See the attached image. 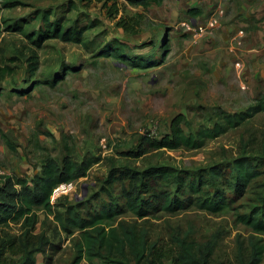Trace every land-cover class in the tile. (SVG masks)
Returning a JSON list of instances; mask_svg holds the SVG:
<instances>
[{
	"label": "rangeland",
	"instance_id": "obj_1",
	"mask_svg": "<svg viewBox=\"0 0 264 264\" xmlns=\"http://www.w3.org/2000/svg\"><path fill=\"white\" fill-rule=\"evenodd\" d=\"M245 1L165 0L143 8L126 0H0V186L8 178L32 177L48 156L59 162L67 154L78 161L96 157L87 176L56 201L59 210L79 202L84 211H95L111 198L122 204L120 184L106 183L111 171L168 165L196 174L218 166L227 178L229 164L245 155L260 175L239 194L218 184L234 197V209L213 214L193 207L160 219L126 212L115 225L124 221L144 230L166 254L163 264H171L178 249L171 236L185 235L196 244L214 241L208 264H249L251 242L264 246V235L238 214L264 194V114L197 149L155 151L136 161L120 155L145 134L170 133L180 117L185 132H195L212 126L221 112L245 111L264 96V8L249 12ZM113 3L116 17L108 13ZM45 15L53 25L60 20L64 30H82L80 39L47 37ZM120 17L129 32L116 24ZM198 26L205 27L201 35ZM41 34L39 43L31 42ZM111 47L119 57L103 53ZM140 58L148 67L133 63ZM37 214L35 227L20 222L0 228L2 257L17 263L22 254H11L10 244L33 250L43 236L58 248L36 252L35 264H70L78 233L67 234L52 215Z\"/></svg>",
	"mask_w": 264,
	"mask_h": 264
},
{
	"label": "trees",
	"instance_id": "obj_2",
	"mask_svg": "<svg viewBox=\"0 0 264 264\" xmlns=\"http://www.w3.org/2000/svg\"><path fill=\"white\" fill-rule=\"evenodd\" d=\"M126 1L131 6L148 8L152 4L161 5L165 0ZM104 5L106 6V2ZM111 7L113 12L108 13L116 17L118 13L116 4L113 3ZM43 17L48 24L45 30L47 37L69 41L80 39L82 30L75 32L64 30L60 20L53 25L49 22L48 16ZM116 24L127 32L130 31L122 17ZM42 37L41 34L36 39L32 38L31 42L39 43L44 38ZM104 51L106 55L120 56L117 47ZM133 63L138 67H148L149 62L140 58ZM260 113L264 114V96L257 99L256 103L245 111L221 112L212 126H200L195 132H185L181 125L187 122L180 117L171 126L170 133L159 138L145 134L140 138L135 149L121 152L120 155L136 161L155 151L197 149L208 140L243 125ZM6 143L12 147L8 140ZM98 161L96 157H87L78 161L67 154L62 162H59L48 156L44 159L40 171L32 177L6 179L0 186V228L20 222L25 226L35 227L39 222L37 212L40 210L46 216L52 215L65 233H78V240L74 244L76 255L70 264H80L82 260L89 264H95V260L104 264H131L128 256L134 259V264H163L166 254L157 248L156 243L149 242L144 230L140 231L135 225H129L124 221L115 225L119 215L130 212L138 219H160L161 216H173L177 211L193 207L213 214L221 213L234 209L235 200L234 197L225 196L218 184L227 186L233 190V193L239 194L244 192L261 173L253 160L245 155L236 157L229 164L227 178L223 176L222 169L218 166L200 170L196 174L168 165H151L142 170L124 167L117 170L119 172L111 171L106 179V183L111 187L116 182L120 184L122 204L111 198L95 211H84L83 205L79 202L62 204V210L56 209L59 203H51L54 189L61 183L82 180ZM106 190L110 189L107 187ZM185 191L187 196L183 199ZM238 220L251 228L254 233L264 235V194L259 203L252 206L248 213L238 214ZM186 236L183 238L171 236V240L178 247L175 256L173 258L171 256V264H208L214 250V241L196 244ZM14 245L10 244L11 248L9 247L8 251L13 255L22 254L21 260L13 263L12 260L2 257L0 253V264H35L36 252L47 253L48 250L53 251L58 248L57 244L50 243L43 236L39 238L33 250L22 244H19L18 249L15 250ZM114 254L119 258L111 257ZM263 255L264 246L259 240L252 241L248 263L259 264Z\"/></svg>",
	"mask_w": 264,
	"mask_h": 264
},
{
	"label": "built area",
	"instance_id": "obj_3",
	"mask_svg": "<svg viewBox=\"0 0 264 264\" xmlns=\"http://www.w3.org/2000/svg\"><path fill=\"white\" fill-rule=\"evenodd\" d=\"M198 32L196 35H201L205 31L204 26H198L197 27ZM1 173V170H0ZM75 182H67V183H61L59 184L53 191L52 197H51V203H56L57 199L62 197L64 194H66L69 190L74 188Z\"/></svg>",
	"mask_w": 264,
	"mask_h": 264
},
{
	"label": "crops",
	"instance_id": "obj_4",
	"mask_svg": "<svg viewBox=\"0 0 264 264\" xmlns=\"http://www.w3.org/2000/svg\"><path fill=\"white\" fill-rule=\"evenodd\" d=\"M249 1H253L254 3H249ZM257 5H258V8H257ZM243 8H244V10H247L249 12H258V9L264 8V0H247L244 2ZM263 14H264V12H263ZM261 35L264 36V33H261Z\"/></svg>",
	"mask_w": 264,
	"mask_h": 264
}]
</instances>
